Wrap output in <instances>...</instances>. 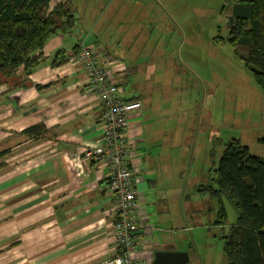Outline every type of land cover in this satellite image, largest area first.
I'll return each mask as SVG.
<instances>
[{
	"label": "crops",
	"instance_id": "obj_1",
	"mask_svg": "<svg viewBox=\"0 0 264 264\" xmlns=\"http://www.w3.org/2000/svg\"><path fill=\"white\" fill-rule=\"evenodd\" d=\"M60 3L71 7L74 29L47 40L27 87H0V264H103L116 253L107 168L80 156L103 142L99 103L75 62L82 42L112 66L121 98L142 102L127 135L145 227L133 259L152 264L157 252H180L190 227L184 200L178 220L168 216L175 213L169 180L177 157H146L145 148L164 143V132L155 124L157 138H144L151 109L126 87L135 72L117 51L137 54L138 64L137 50L187 43L196 18L212 11L227 16L225 0H53L51 8ZM40 124V138L24 134Z\"/></svg>",
	"mask_w": 264,
	"mask_h": 264
},
{
	"label": "rangeland",
	"instance_id": "obj_2",
	"mask_svg": "<svg viewBox=\"0 0 264 264\" xmlns=\"http://www.w3.org/2000/svg\"><path fill=\"white\" fill-rule=\"evenodd\" d=\"M195 23L187 43L137 50L138 64L132 51L117 53L125 54L124 62L135 72L126 87L140 93L151 109L145 126L143 122L144 138L153 137L155 124L164 132V143L153 150L145 148L146 157H167V152L177 157L176 172L169 180L175 213L168 216L178 220L176 212L184 200L190 229L181 239L180 252L188 253L189 264H228L225 237L236 223V213L224 200L227 220L218 223V200L200 189L209 184L217 189L213 174L231 140H239L252 156L264 160V93L225 41L226 17L212 11ZM172 133L179 136L177 141L171 140Z\"/></svg>",
	"mask_w": 264,
	"mask_h": 264
},
{
	"label": "trees",
	"instance_id": "obj_3",
	"mask_svg": "<svg viewBox=\"0 0 264 264\" xmlns=\"http://www.w3.org/2000/svg\"><path fill=\"white\" fill-rule=\"evenodd\" d=\"M52 1L0 0V87H27L32 71L44 62L47 40L59 31L74 29L71 7L60 3L51 8ZM222 12L227 15L225 41L264 93V0H225ZM82 43L76 46L75 62ZM43 128L40 124L24 134L40 138ZM212 181L217 189L209 184L200 190L218 200V223L227 220L224 200L237 216L225 237L228 264H264V160L252 156L239 140H231Z\"/></svg>",
	"mask_w": 264,
	"mask_h": 264
},
{
	"label": "built area",
	"instance_id": "obj_4",
	"mask_svg": "<svg viewBox=\"0 0 264 264\" xmlns=\"http://www.w3.org/2000/svg\"><path fill=\"white\" fill-rule=\"evenodd\" d=\"M76 63L83 66L85 84L95 95L101 109L103 142L83 148L84 161H96L107 168L109 190L113 203V239L115 255L103 264H146L133 259L139 244V192L136 188L137 171L131 166L135 146L128 141L133 116L142 108L140 100H125L121 86L110 64H102L100 57L84 46Z\"/></svg>",
	"mask_w": 264,
	"mask_h": 264
},
{
	"label": "water",
	"instance_id": "obj_5",
	"mask_svg": "<svg viewBox=\"0 0 264 264\" xmlns=\"http://www.w3.org/2000/svg\"><path fill=\"white\" fill-rule=\"evenodd\" d=\"M186 252H157L152 264H189Z\"/></svg>",
	"mask_w": 264,
	"mask_h": 264
}]
</instances>
